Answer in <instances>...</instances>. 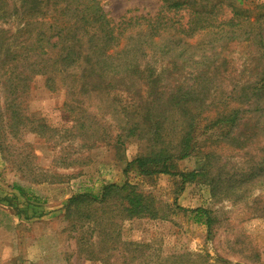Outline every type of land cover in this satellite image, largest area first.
<instances>
[{
	"label": "trees",
	"instance_id": "trees-1",
	"mask_svg": "<svg viewBox=\"0 0 264 264\" xmlns=\"http://www.w3.org/2000/svg\"><path fill=\"white\" fill-rule=\"evenodd\" d=\"M163 2L160 13L143 23L145 32L126 37L119 29L126 21L120 27L112 25L99 0H0L1 24L15 25L14 30L0 26V92L3 88L5 93L4 108L0 107V137L7 130L14 137L22 127L29 126L19 105L29 82L45 76L47 87L54 90L58 78L71 88V99L64 110L73 116L74 128L83 134L96 130L99 124L95 113L76 100L80 96L105 94L115 103L125 98L128 105L117 107L118 112L127 114L131 109L139 117L137 122L126 121L115 136L106 134L107 145L124 146L134 136L149 141L148 154L129 162L125 173L135 165L140 175L179 177V192L201 177L209 183L213 197L220 196L219 188L225 191L224 197L244 195L239 191L247 190L249 178L252 181L264 175V144L250 174L241 171L233 180L227 175L223 178V174L212 176L210 171L180 172L174 161L191 156L200 131L204 134L224 127L228 131L225 129L222 137L236 148H246L264 134V41L261 37L262 63L256 78L236 82L226 90L219 86L216 76L229 64L222 55L228 43L242 42L251 35L253 24L240 14L245 10L219 4L218 11L203 12L194 9L192 0ZM226 9H230L228 16ZM184 15L188 19L183 24ZM147 49L151 53L145 71L141 68ZM173 76L174 80L185 77V83L171 85L169 78ZM246 119L250 124L243 123ZM240 127H244L240 133L232 135L231 131ZM37 129L54 132L46 125ZM174 137L178 148L175 153L168 150ZM204 159L209 168L217 161L210 152ZM37 182H46V178ZM14 190L26 203H39V198L30 196L23 187L15 185ZM67 207L78 214L72 229L79 233L80 249L90 260L110 264L112 256L118 254L124 263L149 258V264H184L185 257L186 264H211L194 261L189 255L154 263L152 254L145 256L148 246L119 240L123 221L144 217L167 220L171 211L190 213L196 223L210 228L213 217L208 209L181 208L175 200L169 212L167 206L164 210L153 197L141 194L128 182L104 185L98 194H73ZM87 231L90 234L85 236Z\"/></svg>",
	"mask_w": 264,
	"mask_h": 264
},
{
	"label": "rangeland",
	"instance_id": "rangeland-1",
	"mask_svg": "<svg viewBox=\"0 0 264 264\" xmlns=\"http://www.w3.org/2000/svg\"><path fill=\"white\" fill-rule=\"evenodd\" d=\"M192 1L195 2L194 9L203 12H216L219 4L245 10L240 14L249 17L253 24L251 35L242 42L228 43L222 55L229 64L222 68L226 71L218 74L216 79L226 90L236 82L242 84L254 80L262 63L259 55L261 37L264 41V0ZM99 4L115 27L126 21L119 29L122 28L128 37L129 34L145 32L147 28L143 23L160 13L164 2L99 0ZM225 13L230 15V9ZM129 19L132 20L129 22ZM187 19L184 15L181 23ZM0 26L15 29L14 23L2 25L0 22ZM149 53L147 49L141 70L148 71ZM183 78L178 76L174 80L173 76L169 80L176 86L185 83ZM46 79L45 76L34 77L20 95L21 112L28 118L29 126L22 127L14 137L8 130L1 132L0 264H104L100 260L88 259L81 251L82 243L77 239L79 233L72 229L78 214L67 207L68 199L86 191L98 194L104 185L125 182L134 185L141 194L153 197L156 205L167 206L169 212L176 200L181 208H205L213 217L210 228L196 223L190 213L172 211L167 220L144 217L123 221L119 240L148 246L145 256L152 254L154 263L167 259L176 261L175 257L189 255L199 263L264 264V175L252 181L249 178L245 183L247 190L239 191L244 195L235 199L234 196L224 197L222 188H219L220 196L213 197L209 183L201 177L179 192V177L140 175L135 165L125 173L129 162L150 150L149 141L136 136L124 146L106 144V134L115 136L126 121H139L131 109L127 114L118 112L121 105H128L126 99H117L115 103L111 96L93 93L76 98L84 108L95 113L99 124L96 130L83 134L74 128L73 116L64 110L65 103L71 99V88L62 85L57 78L56 88L49 90ZM1 91L0 107L3 109L5 93L3 88ZM244 121V124H250L251 120ZM39 125H46L54 132L41 133L37 129ZM31 127L36 129L33 131ZM243 128L232 130V135L240 133ZM225 129L217 127L204 134L200 131L195 139V150L186 159H176L175 169L180 172L210 171L212 176L223 174V178L227 175L230 180L241 171L250 174L249 169L257 161L258 150L264 144V134L248 147L236 148L222 137ZM177 149L174 137L168 150L175 153ZM208 152L217 160L210 168L204 159ZM43 178L46 182H37ZM15 185L23 187L30 196L38 197L39 203H26L17 196ZM13 194L16 198L12 197ZM89 234L87 231L85 236ZM112 257L110 264H149V258L124 263L118 254ZM183 259L186 264L187 258Z\"/></svg>",
	"mask_w": 264,
	"mask_h": 264
}]
</instances>
